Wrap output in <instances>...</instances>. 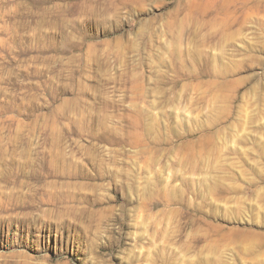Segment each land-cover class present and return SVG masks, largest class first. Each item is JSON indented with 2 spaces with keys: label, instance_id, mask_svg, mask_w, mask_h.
I'll list each match as a JSON object with an SVG mask.
<instances>
[{
  "label": "rangeland",
  "instance_id": "1",
  "mask_svg": "<svg viewBox=\"0 0 264 264\" xmlns=\"http://www.w3.org/2000/svg\"><path fill=\"white\" fill-rule=\"evenodd\" d=\"M0 264H264V0H0Z\"/></svg>",
  "mask_w": 264,
  "mask_h": 264
}]
</instances>
